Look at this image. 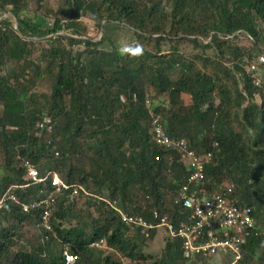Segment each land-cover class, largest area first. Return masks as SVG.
Instances as JSON below:
<instances>
[{
  "label": "trees",
  "instance_id": "trees-1",
  "mask_svg": "<svg viewBox=\"0 0 264 264\" xmlns=\"http://www.w3.org/2000/svg\"><path fill=\"white\" fill-rule=\"evenodd\" d=\"M29 2L0 0V12L17 22L0 20V199H18L0 212V264H64L61 245L80 257L78 264L204 262L187 261L181 241L169 236L161 258L145 255L158 230L146 238L116 211L149 223H157L155 213L176 224L185 219L175 199L189 170L177 150L156 143L154 115L171 138L186 140L199 156L212 154L207 190L219 192L229 181L258 227L237 264H264V0H170V15L164 0H67L69 22L56 20L51 27L42 17L27 16ZM87 14L104 33L129 27L139 45L122 53L106 34L101 41L85 38L81 20ZM66 30L73 36L60 35ZM239 34L253 41V49L231 45ZM173 41L216 55L189 58L178 43L165 52ZM43 43L49 49L36 61ZM76 46L83 49L74 51ZM255 52L261 53L257 59ZM43 83L50 94L36 92ZM47 118L49 132L41 127ZM84 159L88 170L75 165ZM28 163L41 178L54 173L71 188L57 195L53 233L39 245L22 244L19 228L40 225L44 209L25 213L23 207L47 199L54 188L50 181H28ZM92 183L98 195L89 202L90 223L65 229L78 217L73 199L84 197L81 191L73 197L74 189ZM100 241L112 255L92 248Z\"/></svg>",
  "mask_w": 264,
  "mask_h": 264
},
{
  "label": "built area",
  "instance_id": "built-area-1",
  "mask_svg": "<svg viewBox=\"0 0 264 264\" xmlns=\"http://www.w3.org/2000/svg\"><path fill=\"white\" fill-rule=\"evenodd\" d=\"M255 69L252 66L248 71L253 72ZM146 105L149 110L152 109L149 100ZM51 123L47 118L41 127H49ZM153 127L156 143L161 147L177 150L181 154L182 163L189 170L188 180L175 199V205L186 212L183 214L185 219L176 224L171 218L155 213L157 223H149L140 217L116 209L123 224L132 231H140L146 238H149L153 231L163 229L171 239L181 241L183 256L189 262L220 258L230 259L231 264L239 263L243 259L247 240L258 229L251 210L239 204L235 197V186L232 184L224 185L219 192L207 190L205 172L212 163L211 153L199 156L186 140L171 138L166 133L160 116H153ZM51 129L49 127L48 130ZM26 171L28 181L35 184L50 181L54 188L47 199L23 207L25 213H30L34 209H44L40 226L50 232L52 225L49 218L55 204L54 195L71 188L63 183L57 174L48 173L45 178H41L38 170L29 163L26 165ZM79 189L86 193L82 187ZM78 191L75 189L74 194L76 195ZM8 201L18 203L15 195L6 194L0 199V212L4 210ZM63 257L64 264H78L80 261V257L68 249L63 252Z\"/></svg>",
  "mask_w": 264,
  "mask_h": 264
},
{
  "label": "rangeland",
  "instance_id": "rangeland-1",
  "mask_svg": "<svg viewBox=\"0 0 264 264\" xmlns=\"http://www.w3.org/2000/svg\"><path fill=\"white\" fill-rule=\"evenodd\" d=\"M95 1L101 2L102 0H95ZM163 6H165V8H166V13H168L170 15V13L172 12V9H173V5L170 3V0H164ZM68 11H69V6L67 4V0H30V2L28 4V8L26 10V14L29 18H32V19L36 16L44 18L46 23L51 27L52 25L55 24L56 20H61L63 25H66V23L69 22V20L66 18L68 13H69ZM3 19H9V21L12 23V25L17 27L16 19L14 17H12V15L9 12H0V20H3ZM81 23L83 25V29H84V32L86 34L85 38L89 37V38H92L94 41H101L104 34H106L105 36H109L111 38V40L113 41L114 46H116L119 49V51L122 53H125L129 49L137 47L139 45V43L137 42L133 32L129 29V27L112 28L107 33H104L99 26V22H97L91 14H87L81 20ZM168 25L171 26L170 23ZM60 35L72 37L73 33L71 31L66 30V31H63ZM75 38H77V37H75ZM208 42H209V40L206 41L205 43H208ZM175 43L177 44L178 42L173 41V43L165 44L164 51L168 52L170 50V48L173 45H175ZM108 45H109V43L107 42V46ZM231 45L243 47L246 49H253V46H254L253 41L250 40L246 35H242V34H239L237 39H235L234 41L231 42ZM178 47L181 49V52L184 53L189 58H193L196 55L201 54V53L206 54L207 57H209L211 59H213L214 56L216 55L214 49H209V50L203 51L201 49L194 48L190 43L184 42V41L178 43ZM45 49L46 50L49 49V46L47 43H43V44L37 46L35 49L33 59L38 61L37 59H38L41 51L45 50ZM82 49H83L82 47H78V46L74 47V51H78V50H82ZM260 54L255 52L253 54V56L257 59L258 55H260ZM262 60L264 61V57L262 58ZM229 61H228V59H226L224 62H225L226 66L231 67L232 64ZM199 66L201 67L202 65L200 64ZM248 66L249 65L246 64V66H245L246 70L250 69V68L248 69ZM14 67H15L14 64L10 65V67L5 71V73H7L10 69H13ZM259 75L264 76V71H261ZM49 87L50 86L48 83H43L42 85H40L37 88L36 92H38L40 95L50 94ZM185 101L187 104H190L189 98H185ZM257 101L260 102L259 97H257ZM1 113H2V106H0V115H1ZM48 132H49V130H48ZM86 161L87 160H85V159H84L85 163L75 161V165H79L80 167L83 165L84 168L88 170L89 166H88V162H86ZM226 184L231 185V183L229 181H226L225 185ZM95 187L96 186L93 185V183L90 185L89 189L82 187L86 192V193L82 192L84 194V197L81 196V197L73 199L74 200V206L72 207V210L76 213V215L78 217L73 218L70 221L64 223L65 229H70L73 227H83L86 223H90V220L87 217V215H88L87 211H88V208L90 207L89 202H91L92 195L93 196L98 195V193L96 194V188ZM75 189H78L80 191L79 188H75ZM75 189H74V191H75ZM57 195H59V194L54 195L55 200H56ZM76 195L73 192L72 196L74 197ZM54 206H55V204H54ZM54 206L52 208L51 216L53 215V212L56 211V208L54 209ZM114 207L117 208L116 205H114ZM49 219H51V217ZM51 232L53 233V227H52V230L50 231V233ZM19 233L23 237L22 244L27 243V244H32V245H39L42 243H47L50 240V238L47 237V235H46L48 232L46 230H44L40 225L35 226V225H31L29 223L23 224L19 228ZM167 240H168V235L166 234V232L163 229L158 230L156 232V235L154 236V238L149 240L147 242V244L144 246V248H143L144 254L148 255V256H152V257H154V259L161 258V256L164 253ZM96 244H98L97 247L95 246ZM92 248H95L104 256H107L110 254L112 255V253L114 252V251L107 248L106 243L104 241H100L98 243L92 244ZM58 249H59V252L61 253V252H64L67 248L62 247V245H61V246H59ZM123 263L124 264H139L137 262L136 263L132 262L128 259H123ZM198 264H231V261H230V259H213L210 261L199 262Z\"/></svg>",
  "mask_w": 264,
  "mask_h": 264
},
{
  "label": "crops",
  "instance_id": "crops-1",
  "mask_svg": "<svg viewBox=\"0 0 264 264\" xmlns=\"http://www.w3.org/2000/svg\"><path fill=\"white\" fill-rule=\"evenodd\" d=\"M218 259H220V258H218Z\"/></svg>",
  "mask_w": 264,
  "mask_h": 264
}]
</instances>
